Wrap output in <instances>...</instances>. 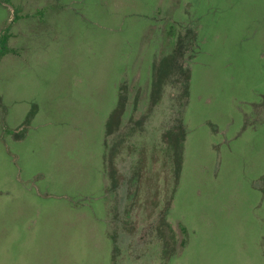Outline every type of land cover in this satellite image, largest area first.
I'll use <instances>...</instances> for the list:
<instances>
[{
    "label": "rangeland",
    "instance_id": "obj_1",
    "mask_svg": "<svg viewBox=\"0 0 264 264\" xmlns=\"http://www.w3.org/2000/svg\"><path fill=\"white\" fill-rule=\"evenodd\" d=\"M0 264H264V0H0Z\"/></svg>",
    "mask_w": 264,
    "mask_h": 264
},
{
    "label": "trees",
    "instance_id": "obj_2",
    "mask_svg": "<svg viewBox=\"0 0 264 264\" xmlns=\"http://www.w3.org/2000/svg\"><path fill=\"white\" fill-rule=\"evenodd\" d=\"M167 63H163L162 64V67H161V70L159 72V75H158V78L156 79V85H158V89H160V87L162 85H164L165 81H166V78H167ZM110 123H109V127H110ZM111 128H109V133H111Z\"/></svg>",
    "mask_w": 264,
    "mask_h": 264
}]
</instances>
